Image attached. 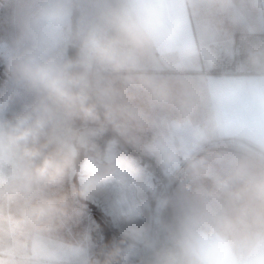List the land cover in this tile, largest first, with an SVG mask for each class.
<instances>
[{
  "label": "clouds",
  "instance_id": "1",
  "mask_svg": "<svg viewBox=\"0 0 264 264\" xmlns=\"http://www.w3.org/2000/svg\"><path fill=\"white\" fill-rule=\"evenodd\" d=\"M0 24V264L68 243L78 264H264V0H0ZM88 205L119 236L99 251L62 241Z\"/></svg>",
  "mask_w": 264,
  "mask_h": 264
},
{
  "label": "rangeland",
  "instance_id": "2",
  "mask_svg": "<svg viewBox=\"0 0 264 264\" xmlns=\"http://www.w3.org/2000/svg\"><path fill=\"white\" fill-rule=\"evenodd\" d=\"M0 26V39H3L5 35L4 27L2 24H0ZM1 66L2 65H0V67ZM2 79L3 74L0 72V80ZM9 115H11V111L9 112ZM106 139H108L107 136L105 137V140ZM101 144H103V141H101ZM121 153L127 163H130L133 167L142 170L145 174H152L157 180H159V170L157 168L156 162L153 159L142 155L133 147L126 144L122 145ZM100 223H103L107 227L106 230L108 239L110 238L112 241L119 240L118 233L111 226L108 219L102 214L101 209L95 205H88L71 222L68 229L62 233V241L75 242L87 234L90 235L91 240L95 244L94 251H99L107 239L100 228ZM58 261L59 264H78V252L73 249L71 243H68L67 247L60 248Z\"/></svg>",
  "mask_w": 264,
  "mask_h": 264
},
{
  "label": "crops",
  "instance_id": "3",
  "mask_svg": "<svg viewBox=\"0 0 264 264\" xmlns=\"http://www.w3.org/2000/svg\"><path fill=\"white\" fill-rule=\"evenodd\" d=\"M219 48H220V55L223 57V61H224L222 70L226 71L229 68H231L232 63H234V57L236 54L230 47L226 45L221 44L219 45ZM224 65H226L227 67H224ZM180 71L193 79H197L201 77L202 74L208 72L209 70L203 65L202 61L197 57L196 53L193 51L185 56ZM219 71H221V69H213L211 70V75L215 76Z\"/></svg>",
  "mask_w": 264,
  "mask_h": 264
},
{
  "label": "trees",
  "instance_id": "4",
  "mask_svg": "<svg viewBox=\"0 0 264 264\" xmlns=\"http://www.w3.org/2000/svg\"><path fill=\"white\" fill-rule=\"evenodd\" d=\"M100 228H101V230L103 231V233H104V235H105V238H107L106 240H105V243L104 244H106V243H111L112 242V239H108V234H107V227L103 224V223H100Z\"/></svg>",
  "mask_w": 264,
  "mask_h": 264
},
{
  "label": "bare ground",
  "instance_id": "5",
  "mask_svg": "<svg viewBox=\"0 0 264 264\" xmlns=\"http://www.w3.org/2000/svg\"><path fill=\"white\" fill-rule=\"evenodd\" d=\"M0 72L3 74V66L0 67Z\"/></svg>",
  "mask_w": 264,
  "mask_h": 264
},
{
  "label": "built area",
  "instance_id": "6",
  "mask_svg": "<svg viewBox=\"0 0 264 264\" xmlns=\"http://www.w3.org/2000/svg\"><path fill=\"white\" fill-rule=\"evenodd\" d=\"M224 67H227L226 65H224ZM102 236V235H101Z\"/></svg>",
  "mask_w": 264,
  "mask_h": 264
}]
</instances>
